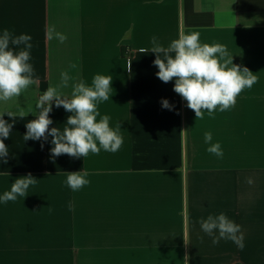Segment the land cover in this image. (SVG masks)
I'll return each instance as SVG.
<instances>
[{
    "label": "crops",
    "instance_id": "crops-1",
    "mask_svg": "<svg viewBox=\"0 0 264 264\" xmlns=\"http://www.w3.org/2000/svg\"><path fill=\"white\" fill-rule=\"evenodd\" d=\"M49 25L67 40H49ZM5 28L32 37L37 84L0 102V113L25 114L4 140L0 196L28 173L38 181L26 197L0 202V264H264V0H0ZM182 31L225 45L257 76L234 107L196 119L175 81L156 76V54L139 53L153 36L167 47ZM64 70L88 85L112 76L98 110L121 126L117 152L52 157L51 136L24 141L39 95ZM49 115L62 131L71 113L53 102ZM206 132L222 157L207 151ZM76 171L89 183L72 191L65 172ZM221 212L241 226L242 249L201 231V218Z\"/></svg>",
    "mask_w": 264,
    "mask_h": 264
},
{
    "label": "clouds",
    "instance_id": "clouds-1",
    "mask_svg": "<svg viewBox=\"0 0 264 264\" xmlns=\"http://www.w3.org/2000/svg\"><path fill=\"white\" fill-rule=\"evenodd\" d=\"M46 37L49 40L55 38L60 43L67 40V36L58 32L54 25L47 27ZM31 39L28 34L15 35L7 28L0 31V102L7 103L18 98L37 84L35 69L29 62L33 47ZM151 45L150 50L141 47L139 53L147 54L151 51L156 54L153 61L158 68L156 76L163 83L175 81L173 91L187 102L186 106L194 111L196 119H203L205 111L212 116L217 109L224 112L234 107L240 93L257 83V76L249 68L233 63V56L225 45L202 43L198 31L180 32L178 38L173 39L167 47L153 36ZM70 68H76V65L72 64ZM127 70L131 71V60ZM112 81L110 75L96 74L91 85H88L70 75L69 71H61L59 82L55 86L50 85L39 95L36 102L38 114L25 125L27 131L23 136L24 141H47L51 136L52 157L68 155L72 158H84L89 153L98 155L101 150L117 152L124 143L120 133L121 126L117 124L115 128L111 127L110 116L101 115L98 110L99 103L110 99ZM69 87L71 92L67 94L64 89ZM53 102L57 108L62 106L66 112L71 113L62 131L58 127H49L53 124L49 115ZM161 104L168 110L174 108L167 99H163ZM5 113L13 118V123L3 119ZM24 115L23 110L0 113V160L3 163H7L3 158L9 153L4 140L10 136L15 118H24ZM204 140L210 144L207 148L209 153L217 157L223 156L221 144L211 143V132L204 134ZM41 147L43 148V144ZM65 174V183L72 191H77L89 183L86 179L87 172ZM37 181L31 173L15 179L10 190L0 196V202L6 204L17 201L18 197H26L30 186H34ZM198 223L201 231L212 238L214 245L225 239L243 248L241 226L229 219L225 213L209 214Z\"/></svg>",
    "mask_w": 264,
    "mask_h": 264
}]
</instances>
